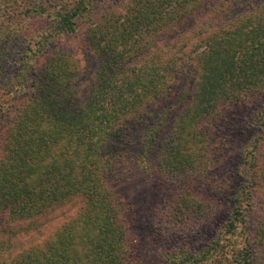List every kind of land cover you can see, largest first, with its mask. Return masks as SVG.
I'll return each instance as SVG.
<instances>
[{
  "label": "trees",
  "instance_id": "1",
  "mask_svg": "<svg viewBox=\"0 0 264 264\" xmlns=\"http://www.w3.org/2000/svg\"><path fill=\"white\" fill-rule=\"evenodd\" d=\"M81 34L88 92L65 47ZM240 108L253 133L232 165ZM137 174L166 224L207 232L167 264H264V0H0V264H142ZM76 199L16 252L21 224Z\"/></svg>",
  "mask_w": 264,
  "mask_h": 264
},
{
  "label": "rangeland",
  "instance_id": "2",
  "mask_svg": "<svg viewBox=\"0 0 264 264\" xmlns=\"http://www.w3.org/2000/svg\"><path fill=\"white\" fill-rule=\"evenodd\" d=\"M65 47L68 50H75L81 61L82 71L85 72V75L88 74V80L84 83L85 91L88 92L94 83L95 58L91 49H88L84 43L82 34L69 39ZM249 115L248 111L240 108L235 116L223 126L222 133L224 135L230 133V136L225 137V140L230 148L229 153L233 159L230 164L232 165L238 162L237 157L240 147L249 142L252 136V128L247 121ZM136 176L133 178L127 175L123 183L126 194L134 200L137 212L139 211L138 233L141 239V246L138 256L143 260L142 264H167L166 254L173 252L178 244L181 246L186 243L194 249L203 246L207 241V232L196 233L198 228H202L199 223L196 222L197 225H190V229L187 227V229L181 228L173 223L166 224L165 219H162V212L165 209L164 204L161 202L163 200L161 197L163 190L149 186V182L140 174ZM81 205L82 200L76 199L74 202L51 212L37 221H33L30 224H21L19 234L11 237L12 245L15 246L16 252L40 245L57 228L75 217ZM0 229L8 230V226L0 224ZM10 229L15 232L18 230L16 226L10 227ZM0 238L4 241L7 239V237L1 235V231ZM257 252L259 250L254 247V255L256 257H258Z\"/></svg>",
  "mask_w": 264,
  "mask_h": 264
}]
</instances>
